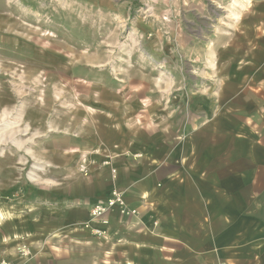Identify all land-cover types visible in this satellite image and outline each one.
Listing matches in <instances>:
<instances>
[{
    "label": "rangeland",
    "instance_id": "1",
    "mask_svg": "<svg viewBox=\"0 0 264 264\" xmlns=\"http://www.w3.org/2000/svg\"><path fill=\"white\" fill-rule=\"evenodd\" d=\"M254 75L264 0H0L1 230L65 184L231 124L229 99ZM1 247L0 264L29 259Z\"/></svg>",
    "mask_w": 264,
    "mask_h": 264
},
{
    "label": "crops",
    "instance_id": "2",
    "mask_svg": "<svg viewBox=\"0 0 264 264\" xmlns=\"http://www.w3.org/2000/svg\"><path fill=\"white\" fill-rule=\"evenodd\" d=\"M249 80L229 99L231 124L207 121L185 144L114 164L117 176L51 191L14 231L0 228V247L27 246L22 264H264V75ZM113 189L136 214L104 215L93 236L83 224Z\"/></svg>",
    "mask_w": 264,
    "mask_h": 264
},
{
    "label": "built area",
    "instance_id": "3",
    "mask_svg": "<svg viewBox=\"0 0 264 264\" xmlns=\"http://www.w3.org/2000/svg\"><path fill=\"white\" fill-rule=\"evenodd\" d=\"M86 171L85 167H81V172ZM115 173L114 170H112ZM113 211H118L120 215L129 216L135 215L136 210L128 209L127 204L123 200L122 194L113 189L110 196L102 202H97L89 210V222L83 224L85 229H88L93 236L101 235L100 229L92 227V224L100 220L104 215L109 214ZM102 220L103 224H107L106 220Z\"/></svg>",
    "mask_w": 264,
    "mask_h": 264
},
{
    "label": "bare ground",
    "instance_id": "4",
    "mask_svg": "<svg viewBox=\"0 0 264 264\" xmlns=\"http://www.w3.org/2000/svg\"><path fill=\"white\" fill-rule=\"evenodd\" d=\"M8 114H9V112H8V110H6L1 116H2V118L4 119V117H8ZM2 119V120H3ZM12 124V123H11ZM5 126H7V128H9V126H10V123H8L7 125H5ZM3 129V128H2ZM11 130V129H10ZM8 133H10V131H9V129H7V131H4V132H2V134L0 135V142L1 141H3V140H5L4 138H7V136L9 135ZM10 136V135H9ZM8 139V138H7ZM12 141V140H11ZM18 142V141H17ZM13 143H14V141H13ZM16 143V142H15ZM17 146H19V142H18V144H16ZM35 170H40L41 168H39V167H36V168H34ZM32 176H34V174H31Z\"/></svg>",
    "mask_w": 264,
    "mask_h": 264
}]
</instances>
